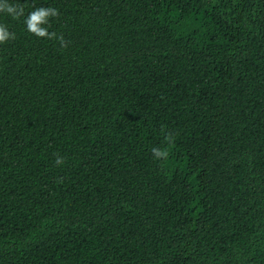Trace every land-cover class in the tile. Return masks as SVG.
<instances>
[{
  "label": "trees",
  "instance_id": "1",
  "mask_svg": "<svg viewBox=\"0 0 264 264\" xmlns=\"http://www.w3.org/2000/svg\"><path fill=\"white\" fill-rule=\"evenodd\" d=\"M9 2L0 264H264V0Z\"/></svg>",
  "mask_w": 264,
  "mask_h": 264
},
{
  "label": "clouds",
  "instance_id": "2",
  "mask_svg": "<svg viewBox=\"0 0 264 264\" xmlns=\"http://www.w3.org/2000/svg\"><path fill=\"white\" fill-rule=\"evenodd\" d=\"M0 15H7L13 20L24 17L25 30L35 36L43 39H56L61 48L67 47L68 42L62 36H57L55 32L50 31L52 18L59 15V10L52 6H34L25 16V9L18 3L9 2V0H0ZM11 39H15V33L9 27L0 23V45L5 44ZM168 143H172L171 137H166ZM153 159L162 161L167 159L168 151L159 147L151 148ZM63 157L57 156L55 163L62 165Z\"/></svg>",
  "mask_w": 264,
  "mask_h": 264
}]
</instances>
